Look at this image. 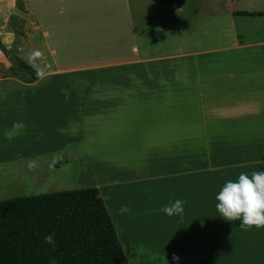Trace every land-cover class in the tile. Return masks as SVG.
Returning <instances> with one entry per match:
<instances>
[{
    "label": "crops",
    "instance_id": "crops-1",
    "mask_svg": "<svg viewBox=\"0 0 264 264\" xmlns=\"http://www.w3.org/2000/svg\"><path fill=\"white\" fill-rule=\"evenodd\" d=\"M23 1L0 0V41L13 44L7 22L16 15L47 77L0 92L1 102L25 100L5 115L9 128L40 129L28 134L44 146L21 148L74 153L79 169L89 154H120L117 167L96 159L102 180L73 189H99L128 264H264V228L242 229L216 208L227 181L264 171V36H240L234 11L245 9L222 0ZM205 37L213 43H199ZM176 199L182 218L160 211Z\"/></svg>",
    "mask_w": 264,
    "mask_h": 264
},
{
    "label": "trees",
    "instance_id": "trees-1",
    "mask_svg": "<svg viewBox=\"0 0 264 264\" xmlns=\"http://www.w3.org/2000/svg\"><path fill=\"white\" fill-rule=\"evenodd\" d=\"M165 2L170 0H163ZM18 8L24 1L16 0ZM235 14L264 15V10ZM22 20L8 19L16 36ZM24 83L37 80L30 64L12 55L0 41ZM54 234L55 245L45 241ZM128 264L99 189L87 186L0 199V264Z\"/></svg>",
    "mask_w": 264,
    "mask_h": 264
},
{
    "label": "rangeland",
    "instance_id": "rangeland-1",
    "mask_svg": "<svg viewBox=\"0 0 264 264\" xmlns=\"http://www.w3.org/2000/svg\"><path fill=\"white\" fill-rule=\"evenodd\" d=\"M230 1H232L235 9L237 6V9H245L247 11H253V9L264 10V0H222V2H225L226 7H232ZM239 15L242 16L239 17L238 20H235V25L243 40H255L264 36V15ZM215 39V43L219 41H226L228 43L230 40V38L223 40ZM5 41L8 42L9 39L5 38ZM213 41L214 38L205 37L203 40H200L199 43L202 45H211ZM6 48L10 50L12 55L18 56L27 64H30L34 69H40L39 67H42L41 63H39L40 56L35 55L34 53L37 48H31V44L29 43L27 34L24 33V29L22 35H15L13 44ZM43 64L48 65L49 63L47 60H44ZM37 72L38 78L34 83L41 82L47 77V74H45L43 70H37ZM26 85L27 83H24L21 80V73L13 67V62L10 57L3 53V58L0 61V92ZM9 99L10 101L8 102H5L6 100L2 102L0 101V121L3 123H0V199L47 193L56 190L73 189L77 187V182L82 184L84 183L82 179H87L91 176L93 179L97 178L98 181H100L102 180L100 179V176L96 177L93 175L98 171V168L95 169L94 167L96 159L103 164L104 161L107 163H113L116 167L120 163L117 158L120 154H109L106 152L102 154H89L87 159L81 162L79 169V164L77 162L75 163L74 153L69 152L67 156L63 155L64 151L44 153L45 147L41 148L44 146L41 144V137L28 134V130L40 129H34L32 124L23 121H21L20 124L15 125V129H11L8 127L11 121L9 122V120H6V122H4L5 115L10 112L22 111L20 108L25 102L20 96H18V99L12 97H9ZM5 103H8L7 105H9V107H4ZM39 111L41 118L36 119L42 121L43 109ZM23 125H25L27 130L23 129ZM101 139L102 138H96L97 141ZM27 144H39L41 147L27 152L26 149L21 148ZM108 144L109 143H107V145ZM35 151L38 152L37 154L32 155V158L23 157L30 152ZM105 157L106 160H100V158ZM108 166L109 165H107V167ZM11 168H15L16 171L20 169L19 173H22L23 175L17 174L19 177L15 178L13 175H10ZM100 172H102V170H100ZM78 177H81V179Z\"/></svg>",
    "mask_w": 264,
    "mask_h": 264
},
{
    "label": "clouds",
    "instance_id": "clouds-1",
    "mask_svg": "<svg viewBox=\"0 0 264 264\" xmlns=\"http://www.w3.org/2000/svg\"><path fill=\"white\" fill-rule=\"evenodd\" d=\"M39 55V53H36ZM216 208L227 221H240L242 229L264 228V171H254L249 176L241 173L237 181H227L218 195ZM185 201L176 199L163 205L160 211L168 216L183 217ZM54 234L45 237V241L55 245ZM173 260L180 257L173 254ZM55 264V262H53Z\"/></svg>",
    "mask_w": 264,
    "mask_h": 264
}]
</instances>
